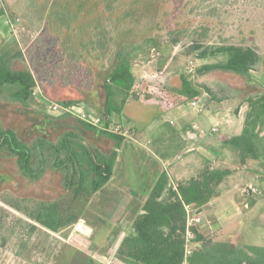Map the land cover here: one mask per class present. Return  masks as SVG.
I'll use <instances>...</instances> for the list:
<instances>
[{
	"label": "trees",
	"instance_id": "16d2710c",
	"mask_svg": "<svg viewBox=\"0 0 264 264\" xmlns=\"http://www.w3.org/2000/svg\"><path fill=\"white\" fill-rule=\"evenodd\" d=\"M23 2L22 17L29 24L35 23L38 31L41 28L48 38L47 48L50 52L47 59L53 60V64L46 72V87H55V90L71 89L80 96L47 98L69 105L85 100L92 92L100 96V104L96 107L101 118L99 125H91L68 114H46L47 118L65 119L86 131L85 134L73 129L79 139L88 141V148L78 141L76 145L63 144L65 157L71 160L73 166L71 172L68 170L63 187L74 189L75 200L80 197L85 200L90 198L109 181L113 173L119 149L126 136L107 129L110 126L108 116L112 112L120 114L128 99L158 104L166 112L201 95L190 79L182 74L172 82L162 81L160 77L150 79L142 91L134 92L136 76L132 68L142 43L154 47L184 44L188 54L196 52L200 59L224 54L225 60L207 64L203 68L245 79H249L250 72L259 69L264 61L255 44L245 43L249 39L255 40L248 37V34L240 35L235 42L226 37L221 41H210L213 38L211 25L222 20L213 17L225 9L234 8L229 5L217 4L200 14L198 12L206 0ZM259 6L264 7V0L261 3L254 1V7ZM254 7L247 9L249 11L246 13L255 11ZM237 20L241 25L256 23L254 17L247 15H238ZM257 22H262V19ZM231 23L235 24V20ZM261 26H264V22ZM16 59L24 60L20 49L11 54L0 51V95L4 86H15L9 92L10 98L27 104L38 83L29 68L12 66ZM48 89L47 93L52 94ZM118 90L125 95L120 105L114 106L113 97ZM248 93L243 98L247 110L241 132L224 137L222 141L235 151L239 164L264 158V92ZM9 139L19 142L14 130L0 124V146L7 150ZM231 173L230 168L214 166L208 161L195 175L177 182L174 190L168 174L163 171L143 204V212L134 220V233L124 238L118 253L144 264H182L185 224L183 202L201 209L221 194L220 186ZM0 201V240L4 243L7 238L15 236L13 251L18 256L26 248L37 227L54 233L61 226L76 221V217L71 219L66 215L69 212L67 206L60 207L55 201L13 202L7 196ZM4 205L18 213L17 221L6 222L2 209ZM194 232L198 245L188 258V264H264V246L238 244L230 238L215 239L204 235L197 227Z\"/></svg>",
	"mask_w": 264,
	"mask_h": 264
},
{
	"label": "rangeland",
	"instance_id": "374dc122",
	"mask_svg": "<svg viewBox=\"0 0 264 264\" xmlns=\"http://www.w3.org/2000/svg\"><path fill=\"white\" fill-rule=\"evenodd\" d=\"M255 0H206L202 5V9L198 12L200 14L206 13L211 7L217 4L229 5L234 7L233 9L223 10L219 12L217 16L213 18H219L222 20L216 24L211 25L210 33L213 34V38L210 41H221L225 39L235 42L240 35H247L253 37L255 40L246 41V44H255L258 52L264 57V26H261L264 22V7H254ZM261 3V0H256ZM23 0H0L3 14L0 15V51H5L11 54L15 50H21L24 54V60L16 59L13 60L14 68H29L34 74L38 83L35 88V93L31 99L28 100V111L39 112L45 111L50 114L49 104L52 99L47 98H79L71 89L63 88L55 90V87H46L45 80L46 72L48 67L53 64V60H48L47 55L50 50L48 47V38L43 34V30L38 27L35 23L29 24L21 15L23 8ZM249 5L250 7H248ZM252 5V6H251ZM254 7L253 10L250 8ZM249 9V10H247ZM262 12V13H261ZM238 15L251 16L256 19L255 24L241 25L238 22ZM20 21L15 23L13 27L10 26V21H16V18ZM262 19V22H257ZM235 24L231 23V21ZM37 31H34L36 30ZM246 31V32H245ZM251 35V36H250ZM221 43V42H220ZM142 47L136 55L133 62V73L136 76V84L133 91H142L148 80L141 78L142 71L146 70L149 72L158 73L157 77H160L162 81H174L178 79L182 74L191 83L197 87L201 93L200 96L195 97L197 99V107H192L190 100L186 103L175 107L169 111L164 112L158 104H146L138 101H132L128 99L122 106V112L120 114L111 113L109 117L110 128L114 130L117 126L121 127L119 131L128 129L127 135H131V127L136 128L139 132L144 135V138L148 137L149 130L153 126L161 122L162 119L166 120L163 125L170 127L168 124L169 120H172L173 126L180 129L184 123H188V126H184L181 130L182 136L186 137L188 132L192 131L191 125L195 124L197 127L198 135L205 144L209 147L213 143L223 139L224 137L231 136L240 127V118L238 112L240 105L242 104V111L246 110V104L243 98L248 92L255 93L256 91L264 92V61L257 70L250 72L249 79H245L241 76L219 72V71H206L203 67L210 63H215L225 60L224 54H216L215 56H209L207 58L200 59L197 57L196 52L187 53V47L184 44L171 46V47H154L147 43H142ZM154 49L160 51L158 57L153 58L152 53ZM15 86H4L3 93L0 95V100L14 90ZM47 89L51 90V93H47ZM117 93L113 97V105H120L122 97L125 95L121 90L116 91ZM249 94V93H248ZM194 99V98H192ZM244 103V104H243ZM82 106L85 112L91 119L100 118V115L96 111V107L100 104V96L95 92L88 94L85 100L76 103ZM22 106L16 104L11 106V110H1L0 108V122L4 126H8L12 123L24 124L23 116H20ZM121 113L124 115V121H122ZM57 114H55L56 116ZM59 115V114H58ZM101 119V118H100ZM212 127H216L217 131L213 132ZM149 129V130H148ZM191 129V130H190ZM192 133V132H191ZM193 145H189L191 147ZM224 147L232 150L229 146L224 144ZM193 151L187 152V147H176L173 151L175 160H183L185 155L192 153ZM214 166L226 167L234 166L233 162L220 161L218 157H215L214 161H210ZM235 166H238V160H235ZM246 183L251 184L255 192H251L246 195L249 198L250 208L242 211L241 217L231 226L232 232L229 233L231 241L238 244H251L264 246V205H256L257 203L264 202V184L252 177L251 172H248ZM236 180L227 182L226 185L231 187L234 185ZM231 184V185H230ZM240 185L241 182L238 183ZM238 186L235 187V195H241ZM242 196V195H241ZM1 198V197H0ZM1 200V199H0ZM240 200H236L233 203L234 212H237L236 206L241 204ZM1 204V201H0ZM249 205V204H248ZM228 207L229 204L227 205ZM254 206V207H253ZM2 208L4 211L5 220L7 223H14L19 217L18 213L14 212L9 206L4 205ZM243 209V208H242ZM201 213L203 226L212 220L214 229L213 231L205 227L207 235L213 236L215 239H223L229 232L227 229L217 228L220 223H215L210 213L206 208H202ZM212 209L210 211L212 213ZM250 210V211H249ZM247 211L248 214H247ZM73 213H79L81 211L74 210ZM85 213V212H83ZM82 213V216L84 214ZM247 214V215H246ZM246 215V216H245ZM213 216V215H212ZM215 228H217L215 230ZM223 229V230H222ZM48 230L37 227L33 238L30 239L26 248L22 251L21 255H16L13 251L15 247L16 237L7 238V241L1 242L0 240V264H46V261L42 259V255L50 253V250L42 247V243L46 239V236H51L47 232ZM44 258V256H43Z\"/></svg>",
	"mask_w": 264,
	"mask_h": 264
},
{
	"label": "crops",
	"instance_id": "0c3cea01",
	"mask_svg": "<svg viewBox=\"0 0 264 264\" xmlns=\"http://www.w3.org/2000/svg\"><path fill=\"white\" fill-rule=\"evenodd\" d=\"M242 108L241 104L238 112L240 127L233 135L239 134L242 130L247 107L244 111ZM121 118L124 121L122 113ZM164 123L166 120L162 119L151 130L148 129L150 132L147 138H144L136 128L131 127V135H126L119 149L109 181L84 205L67 206L68 211H81V216L79 215L75 222L61 226L54 233L47 231L51 236H46L41 245L51 253V255L44 253L41 256L46 264H144L119 254L118 249L124 238L134 233V220L143 212V204L157 178L165 171L170 183L185 181L195 175L206 162L214 161L215 157L220 161L233 162L234 166H226L232 173L220 186L221 194L202 208L205 207L210 213L214 224L220 223L218 229L221 227L229 231L220 240L229 239V233L234 230L231 226L237 219L244 217L240 214L248 210L251 204L249 198L235 195L237 191L234 189L239 182L242 185L247 184L245 177H248V172L264 184V158L235 166L237 154L234 150L232 153V150L224 147L223 139L208 147L199 137L195 124L190 127L192 133L188 132L187 136L183 137L181 130L188 126V123H184L180 129L173 126L172 120L168 121L170 127H165ZM183 146L187 147V152H193L185 155L183 160H175L173 151L176 147ZM232 180H236L235 184L228 187L226 183ZM236 200L247 201L249 206L234 212L231 207ZM259 204L264 205V202L254 206ZM202 208L198 209L201 213ZM211 223L212 220L208 222V226L206 224L203 226L201 221L197 228L207 235L204 233L206 226L212 231L214 229Z\"/></svg>",
	"mask_w": 264,
	"mask_h": 264
},
{
	"label": "flooded vegetation",
	"instance_id": "af4514ba",
	"mask_svg": "<svg viewBox=\"0 0 264 264\" xmlns=\"http://www.w3.org/2000/svg\"><path fill=\"white\" fill-rule=\"evenodd\" d=\"M16 104L22 106L20 116H23L24 124L4 126L0 122L3 127L14 130L19 141L9 139L7 150L0 146V197H11L13 202L55 201L60 207L84 205L89 198L75 200L74 189L63 187L68 170L71 172L73 168L71 160L65 157L63 144L73 145L78 141L88 148V141L79 139L72 128L58 129L57 122L47 119L46 114L54 116L51 113L28 111V103L16 101L9 94L0 100V108L4 111L11 110V106ZM66 215L74 219L79 213L69 211Z\"/></svg>",
	"mask_w": 264,
	"mask_h": 264
},
{
	"label": "built area",
	"instance_id": "2783aa9c",
	"mask_svg": "<svg viewBox=\"0 0 264 264\" xmlns=\"http://www.w3.org/2000/svg\"><path fill=\"white\" fill-rule=\"evenodd\" d=\"M20 21V19L17 17L16 21L12 22L10 21V26L13 27L15 23H18ZM160 55V51L154 49L153 53H152V57H158ZM158 73L155 72H149L146 70L142 71V75L141 78H144L146 80L150 79V78H154L157 77ZM137 91V90H136ZM35 93V89L33 94ZM190 104L192 107H197L198 103H197V99H191L190 100ZM49 111L51 113V115L57 114L56 116L59 115H63V114H68V115H72L74 117H77L79 119H81L82 121H85L91 125H99L100 123V118H95V119H91L89 117V115L85 112V110L83 109L82 106L77 105L76 103L73 104H62L60 102L57 101H50L49 104ZM121 127L117 126L114 130H112L110 127L107 128L109 130L115 131V132H120L123 135H127L126 133L129 132L128 129H125L124 131H119ZM213 132L217 131L216 127H212L211 129ZM172 187L174 190H176L177 187V183L173 182L171 183ZM238 189L240 190V193L242 196L246 197L247 194H250L251 192H255L254 187L251 184H243L238 186ZM241 204L236 206V209H242V208H247L248 202L241 200ZM183 210L185 213V224H184V233H183V238H184V246H183V262L182 264H188V258L190 257V255L192 254L194 248L198 245V242L195 240V232L194 229L196 227H198V225L201 223L202 221V217H201V212L200 210H198V208L194 207L191 204L185 203L183 202Z\"/></svg>",
	"mask_w": 264,
	"mask_h": 264
},
{
	"label": "water",
	"instance_id": "95a60500",
	"mask_svg": "<svg viewBox=\"0 0 264 264\" xmlns=\"http://www.w3.org/2000/svg\"><path fill=\"white\" fill-rule=\"evenodd\" d=\"M47 119H48V121H52V122H55V123L57 122L60 125V126L59 125L57 126L58 129L59 128H63V127H67V128H72V129L78 130V131L86 134V131L84 129H82L78 125L73 124V123H71L69 121L52 120L50 118H47ZM87 135H89V134H87Z\"/></svg>",
	"mask_w": 264,
	"mask_h": 264
}]
</instances>
